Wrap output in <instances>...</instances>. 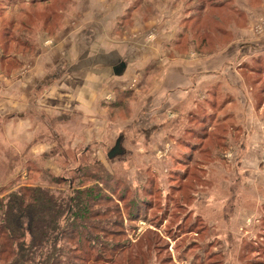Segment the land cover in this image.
Returning a JSON list of instances; mask_svg holds the SVG:
<instances>
[{
    "label": "rangeland",
    "instance_id": "1",
    "mask_svg": "<svg viewBox=\"0 0 264 264\" xmlns=\"http://www.w3.org/2000/svg\"><path fill=\"white\" fill-rule=\"evenodd\" d=\"M19 1L0 0V97L7 84L12 91L13 72L18 73L23 64L19 54L37 45L34 39L31 47L24 48L13 40L23 32L15 21L28 20L31 29L24 31L26 37L39 36L45 25L49 29L44 34L53 30L41 22L49 6L37 3L26 17L15 12ZM161 1L172 8L169 36L172 23L184 26L180 44L168 45L164 57L168 63L175 56L192 57L181 59L182 71L193 72L185 80L188 86L182 90L180 107L166 109L168 115L181 110L178 123L177 116L159 115L164 123H147L152 126L147 134L141 132L143 123L125 127L124 132L123 124L135 108L122 104L111 109L115 111L112 121H119L109 126H119L117 133L107 128L101 140L84 141L77 132L78 139L71 138V133L61 138L51 135L45 123L60 133L71 131L70 126L51 120L48 114L42 116L36 108L39 112L18 116L13 102L1 98L0 200L25 184H47L54 197L66 199L72 194L69 185L73 189L90 186L94 175L107 198L91 207L107 211L96 217L107 228L105 235L100 233V242L115 249L94 261L98 248L90 250L86 243L82 250L69 252L73 264H264V53L260 54L264 0ZM156 2L151 0L145 18L157 10ZM160 28L144 29V39L154 42ZM149 62L155 66L152 75L166 67L164 61L161 65H156L157 60ZM202 77L207 79L202 89L209 94L196 107L189 101L193 93L188 87ZM200 116L210 121L205 131ZM70 120L83 123L85 138L90 137L87 131L93 123L82 122L77 115ZM118 135L122 137L117 143ZM57 140L63 144L64 156L61 153L55 159ZM115 146L120 151L108 156ZM84 163L86 176L67 171ZM42 168H49L53 175L64 174L68 180L75 176L73 185L72 181L69 185L51 182L40 172Z\"/></svg>",
    "mask_w": 264,
    "mask_h": 264
},
{
    "label": "crops",
    "instance_id": "2",
    "mask_svg": "<svg viewBox=\"0 0 264 264\" xmlns=\"http://www.w3.org/2000/svg\"><path fill=\"white\" fill-rule=\"evenodd\" d=\"M54 1L20 0L14 4L16 7L20 5L15 12L23 13L26 17L32 15L37 3L49 6L48 10L45 8L48 13L41 22L53 26V30L51 34H44L49 29L45 25L39 36L26 37L24 31L31 29L28 20L15 21L16 25L23 27V32L14 35L13 40L24 48L31 47L27 44H33L34 39L37 45L31 52L19 54L22 68L18 73L13 72L12 91L8 90L7 84L4 97L0 99L13 102L14 112L18 116L39 112L36 108L41 109L39 113L42 116L48 114L51 120L54 118L70 126L71 131L60 133L51 124L48 129L45 123V129L51 135L61 138L71 133V138L78 139L77 133H80L84 141L101 140L107 128L112 134L117 133L121 130L119 126H109L119 121H112L115 111L111 109L122 104L135 108L132 117L123 124L124 132L125 127L143 123L141 132L147 134L152 130V126H146L147 123L158 126L164 123H161L159 115L165 118L177 116L175 119L178 123L181 110L179 114L168 115L166 109L172 106L179 109L182 90L188 86L185 80L193 71L183 72L180 66L181 59L192 58L190 54H179L169 63L168 57H164L168 45H179L180 35L182 32L184 34V26L179 22L171 24L173 33L171 36L168 34L172 8L161 0H155L157 10L149 11L150 15L145 18L151 0H59L53 4ZM155 25L161 30L154 42H148L142 33ZM46 38L51 41L44 42ZM14 55L18 56L16 53ZM152 60L158 61L156 65L164 61L166 67L152 75L155 66L148 65ZM134 78L135 82H132ZM206 80L202 77L196 84L190 83L188 89L193 93V100H189L191 105L197 107L201 101H206L209 92L206 88L202 89ZM132 84H135L133 88ZM191 84H194L193 89ZM71 115L81 117L82 122L93 123V128L87 131L90 135L88 139L85 138L84 124L71 122ZM175 119L172 120L174 123ZM121 137L118 135L117 139Z\"/></svg>",
    "mask_w": 264,
    "mask_h": 264
},
{
    "label": "trees",
    "instance_id": "3",
    "mask_svg": "<svg viewBox=\"0 0 264 264\" xmlns=\"http://www.w3.org/2000/svg\"><path fill=\"white\" fill-rule=\"evenodd\" d=\"M200 121L204 131L205 127H210V121H206V117ZM57 141L58 147L55 146L53 150L55 159L61 153L64 156L61 149L63 144ZM117 149L120 151L116 146L107 155L112 156ZM81 153L83 154V150ZM86 167L88 166L84 163L67 171H78L76 176L83 177L86 176ZM40 170L57 185H69L71 181L73 185L75 180V176L68 180L64 174L53 175L49 168ZM91 177L95 179L90 186L73 189V186L69 185L72 194L66 199L54 197L46 190L49 188L47 184L31 187L25 184L5 195L0 200V264H73L69 252L82 250L86 243L90 250H93L94 246L98 248V256L94 261L100 260L107 250L113 252L115 248L100 242L103 239L100 233L105 235L107 228L105 225H99L101 220L96 217L105 215L107 211L91 207L102 204L107 198L101 192L102 188L98 185L100 183L96 176ZM110 223L109 219L107 226Z\"/></svg>",
    "mask_w": 264,
    "mask_h": 264
},
{
    "label": "water",
    "instance_id": "4",
    "mask_svg": "<svg viewBox=\"0 0 264 264\" xmlns=\"http://www.w3.org/2000/svg\"><path fill=\"white\" fill-rule=\"evenodd\" d=\"M115 147H116V146H115ZM115 147H114V148H115ZM116 151H119V149H117Z\"/></svg>",
    "mask_w": 264,
    "mask_h": 264
}]
</instances>
